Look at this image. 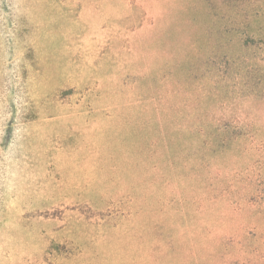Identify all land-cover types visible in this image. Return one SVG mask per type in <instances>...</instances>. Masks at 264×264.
Listing matches in <instances>:
<instances>
[{"label": "rangeland", "instance_id": "rangeland-1", "mask_svg": "<svg viewBox=\"0 0 264 264\" xmlns=\"http://www.w3.org/2000/svg\"><path fill=\"white\" fill-rule=\"evenodd\" d=\"M0 264H264V0H0Z\"/></svg>", "mask_w": 264, "mask_h": 264}]
</instances>
